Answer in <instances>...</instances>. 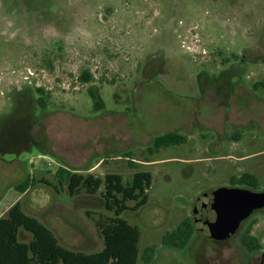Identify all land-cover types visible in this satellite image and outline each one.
<instances>
[{"label":"rangeland","instance_id":"rangeland-1","mask_svg":"<svg viewBox=\"0 0 264 264\" xmlns=\"http://www.w3.org/2000/svg\"><path fill=\"white\" fill-rule=\"evenodd\" d=\"M262 81L264 0H0V217L20 202L62 247L90 254L103 245L95 224L112 216L103 187L72 197L55 171L124 182L148 171L146 205L120 216L139 230L137 264L150 246V264H192L198 234L182 250L161 240L196 199L245 173L264 190ZM168 132L186 143L150 156ZM28 174L56 189L19 194Z\"/></svg>","mask_w":264,"mask_h":264},{"label":"trees","instance_id":"trees-1","mask_svg":"<svg viewBox=\"0 0 264 264\" xmlns=\"http://www.w3.org/2000/svg\"><path fill=\"white\" fill-rule=\"evenodd\" d=\"M93 76L88 70L79 75L82 84L90 83ZM254 89L263 88L264 81L256 82ZM40 95L44 90L37 88ZM48 99L49 96L45 95ZM187 137L178 133L168 132L154 136L147 153L151 156L163 147H175L185 144ZM125 156L129 157V153ZM129 166L135 164L129 161ZM58 185L66 184L70 196L96 195L100 188V197L105 211L112 216L98 221L96 230L103 239V248L96 253H82L62 247L53 232L40 223L36 218L26 215L20 202L9 208L6 215L0 218V264H137L139 230L129 225L120 216L125 211H138L148 201V191L151 186V174L148 171L135 172L130 179L124 182L117 173L106 174L103 179L91 174L71 172L65 167H59L54 174ZM234 184H244L258 187V180L251 174H242L239 178H232ZM44 184L55 186L46 179L37 180L33 175H27L23 180L13 185L19 194H24L30 187ZM133 205L129 206L128 203ZM192 218L183 220L175 230L162 237V244L177 250H182L189 244L195 234ZM23 230L31 235L28 242L19 241V231ZM245 246L249 249L258 247L252 241ZM155 255V247H146L141 255L142 264H150Z\"/></svg>","mask_w":264,"mask_h":264},{"label":"flooded vegetation","instance_id":"flooded-vegetation-1","mask_svg":"<svg viewBox=\"0 0 264 264\" xmlns=\"http://www.w3.org/2000/svg\"><path fill=\"white\" fill-rule=\"evenodd\" d=\"M221 188H226L228 193L234 196L242 195V191L264 193V190H259L258 187L233 184L232 182L228 187ZM217 189L219 188L204 193L208 197L203 200L204 203L201 206L213 203L214 197L211 194ZM199 197L196 199L197 204H200ZM192 224H197V221L193 220ZM261 224H264V208L253 211L245 220L239 222L235 233L226 240L206 238L196 230L194 225L196 235L198 234L201 237V244L198 246L196 241L193 244H196L198 248L196 246V252L191 257L192 264H264V249L260 241L264 235V229H261ZM259 229L260 233H258ZM252 241L257 242L258 247L247 248L245 244ZM200 258H202V261Z\"/></svg>","mask_w":264,"mask_h":264},{"label":"water","instance_id":"water-1","mask_svg":"<svg viewBox=\"0 0 264 264\" xmlns=\"http://www.w3.org/2000/svg\"><path fill=\"white\" fill-rule=\"evenodd\" d=\"M241 194L234 196L226 188H219L211 194L214 197L213 203L204 206L201 205L208 196L201 195L200 204H195L192 213V219L197 221L194 224L196 230L206 238L228 239L235 233L239 222L253 211L264 208V193L242 191Z\"/></svg>","mask_w":264,"mask_h":264},{"label":"crops","instance_id":"crops-1","mask_svg":"<svg viewBox=\"0 0 264 264\" xmlns=\"http://www.w3.org/2000/svg\"><path fill=\"white\" fill-rule=\"evenodd\" d=\"M9 209H7L6 211H5V213H4V215L3 216H1V217H4L5 215H6V213H7V211H8ZM0 217V218H1ZM45 226V225H44ZM63 227V226H62ZM65 227H69V225L68 224H65ZM64 227V228H65ZM70 228H71V225H70ZM52 231V230H51ZM53 232V234L55 235V237H56V239L58 240V237L56 236V234H55V232L54 231H52ZM102 239V238H101ZM21 242H28V241H22L21 240ZM58 243L61 245V242L58 240ZM102 244H103V239H102ZM102 248H103V245H102ZM102 250V249H101ZM100 249L98 250V251H96V252H99V251H101ZM96 252H92V253H96ZM83 253V252H82Z\"/></svg>","mask_w":264,"mask_h":264}]
</instances>
